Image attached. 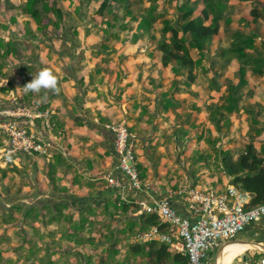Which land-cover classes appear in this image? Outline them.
Returning <instances> with one entry per match:
<instances>
[{
	"label": "rangeland",
	"instance_id": "rangeland-1",
	"mask_svg": "<svg viewBox=\"0 0 264 264\" xmlns=\"http://www.w3.org/2000/svg\"><path fill=\"white\" fill-rule=\"evenodd\" d=\"M24 1L0 0V36L4 39L3 42L11 40L17 49L15 54L8 53L4 58L0 57V75L4 72L5 65H17L22 54L28 50H44L53 44V40L48 39L32 41L33 36L25 32L26 22L33 31L36 24L22 12L21 6ZM177 1L157 0L155 7L159 17L152 31L155 38L148 39L147 36H143L133 42L131 38L135 23L129 21V15L123 16L121 8L113 6L112 13L106 10L98 13L100 0L91 2L72 0L71 3L68 0H57L64 12L65 22H77L73 23L74 26L72 25L70 30L73 34L72 40H65L64 45H69L68 50L73 54H81L84 57L74 65L75 70L79 71L77 75L79 84L83 85L88 80L92 85L99 83L101 87L104 86L101 95L105 102L114 108L112 117H107L108 120L112 119L110 123L123 122L135 135L136 158L139 156L136 150L145 149L141 147L139 138L143 136L146 139L145 146H148L146 153L162 167L161 176L174 190L189 184L191 177L197 180L214 177L221 183L226 175L220 166L219 150L229 149L238 156L247 138L253 133L251 123H247L243 119L244 116L236 115L238 112H235L231 119L229 116V124L222 125L220 130H216L208 119L210 110L208 107L220 104L222 95L226 93V86L233 81L237 84L238 81V64L231 60L226 62L222 56L228 48L231 35L237 31L243 35L254 33L257 49L264 54V0L244 3L229 0L224 18L229 17L230 23L226 25L223 19L220 21L219 33L214 35L209 43L203 67L195 70L197 76L194 83L187 91L173 94L174 99L180 102L179 107L163 112L157 105L161 94L170 90L174 81L181 82V76H175L170 70V65L162 66L161 54L156 44L161 36L163 20L166 19L173 24L177 19ZM128 6L136 12L148 8L150 2L128 0ZM253 8L262 14L257 20H252L250 12ZM13 16L15 22H11ZM126 21L129 22L128 28L123 30L121 26ZM1 25L7 27L4 29ZM63 32V28L54 30L49 26L39 33L45 38ZM169 35L170 33L166 34L167 37ZM55 44L60 50V42ZM3 49L1 46L0 53ZM191 55L193 58L198 57L193 50ZM59 60L55 59L57 63ZM65 62L67 61H63ZM182 73L185 74V70ZM247 79L248 83L241 88L240 93L242 96L247 94L244 101L248 102L249 108L254 109L259 101L255 99L254 105L250 102L249 98L254 89H250L249 85L259 86L257 91L260 92L262 90L260 87L264 86L258 82H264V79L261 81L254 77ZM256 81L257 84L254 83ZM0 84L2 101L5 99L1 96L8 94L6 91L8 88L2 85L1 80ZM108 99L111 102H108ZM55 132L56 129L51 123L50 135ZM1 144L0 138V146ZM32 157L27 156L24 163L16 169L10 165L0 166V198L10 199L9 203L4 201L3 204L6 205L0 207V264H26L29 260H33L34 264H86V262L100 264L99 258L105 256V247L108 243L119 239L118 254L107 263L118 264L126 253L128 242L136 241L138 231L137 229L127 231L123 237L115 233L104 239V236L99 234L101 224L108 223L117 229L123 224H120L119 220L115 222L103 216L101 207H97L95 215L89 216L92 225L83 233V238L87 240L89 237L93 243L79 244L67 239V226L64 222L54 223L50 227L52 231L46 230L47 225L39 222L38 232H34L32 223L22 220L21 211L13 206H27L24 197L33 192L34 184L38 190L43 191L37 184L39 172L45 169L47 171L48 168L38 167L37 161ZM143 173V178H147L146 172ZM67 211L74 213L75 219L77 218L74 207L69 206ZM49 215L48 212L45 213L42 220L45 221ZM104 229L101 230L104 232ZM236 261L238 262V259L233 264H236ZM133 264L141 263L136 261Z\"/></svg>",
	"mask_w": 264,
	"mask_h": 264
},
{
	"label": "trees",
	"instance_id": "trees-1",
	"mask_svg": "<svg viewBox=\"0 0 264 264\" xmlns=\"http://www.w3.org/2000/svg\"><path fill=\"white\" fill-rule=\"evenodd\" d=\"M70 3L72 0H68ZM82 1V0H80ZM91 2L92 0H86ZM157 0H149L150 6L133 12L128 6V0H100L98 13L106 10L112 13V7L117 6L123 10V16L129 15V21L135 23V30L132 33V41H137L140 37L147 36L148 39H154L152 33L154 24L159 17L156 12L155 3ZM229 0H178L176 4L177 19L172 24L164 19L160 28V38L157 40L156 48L161 54L162 66L170 65V70L175 76H181V82L174 81L171 89L161 94V99L157 105L163 112L179 107L180 102L174 99L173 94L179 91H187L196 79L195 70L203 67V59L206 57V51L214 35L219 33L220 21L228 25L230 18L225 16ZM246 1V0H239ZM21 10L36 24V31L42 32L49 26L54 30L62 29L64 26V12L58 5L57 0H25ZM197 11V12H196ZM252 20H256L262 15L256 10L251 9ZM52 15V16H51ZM11 22H15V17H11ZM128 21L122 24V29L128 28ZM4 29L6 25H1ZM25 32L34 36V31L25 23ZM170 33L169 37L166 36ZM255 34L243 35L240 32H234L227 50L222 56L226 62L235 59L238 64L237 84L230 83L226 86V93L221 97V103L208 107V119L216 130H220L222 125L229 124V116L240 110V101L242 94L241 88L247 84L246 72L251 70L253 75H264V54L260 53L255 44ZM0 36V48L3 50L0 57L4 58L8 53L15 54L17 49L11 40L3 42ZM191 50L198 55L193 58ZM252 51V52H251ZM256 51V52H255ZM1 67V64H0ZM185 70V74L182 71ZM42 105L37 109H45ZM225 119H224V118ZM222 119L223 122H222ZM257 123L255 118L252 120ZM264 123V122H262ZM220 166L224 174L229 177V182L234 184L240 190L251 194L250 205L264 203V145L261 147V153L256 152L252 143H247L244 150L236 158L233 157L229 149H220ZM60 155H56L54 163L49 164L47 176L52 183L53 189L57 191L55 183V164L60 160ZM138 171L141 179L144 177L141 165L138 163ZM16 169V166H12ZM61 191H66L61 187ZM97 207L102 208V214L109 219L121 221L120 228L110 226L108 223L101 224L99 234L108 239L109 235L117 233L123 237L127 231L137 229L138 232L147 230L155 225L161 231H167L168 225L162 222L155 213H138L140 205L131 198L121 199L117 195L113 199H107L103 202H94L74 207L77 218L74 213L66 212L69 205L64 202H36L29 206L14 205L13 208L20 210L23 221L32 223V231L38 232L35 222L51 224L64 222L67 226L66 238L73 242L82 244L84 242L93 243L88 237L83 238V233L87 227L92 225L89 216L96 213ZM49 213L48 218L43 221L45 213ZM114 227V228H113ZM118 241L111 240L105 247V256H100V264H107L109 259L118 254ZM263 252L254 254L257 258L263 255ZM136 261L141 264H188L187 255L181 251L172 250L168 244L155 239L144 242H128L126 253L118 264H133ZM89 262H86L88 264ZM49 264V263H48Z\"/></svg>",
	"mask_w": 264,
	"mask_h": 264
},
{
	"label": "crops",
	"instance_id": "crops-1",
	"mask_svg": "<svg viewBox=\"0 0 264 264\" xmlns=\"http://www.w3.org/2000/svg\"><path fill=\"white\" fill-rule=\"evenodd\" d=\"M236 1L244 3L253 0ZM73 23L64 22V32L62 34L48 35L45 36L46 39L35 29L32 41H41V39L53 40L51 47L44 50H28L22 54V58L20 62L17 61L19 62L17 65H5L3 67L4 72L0 75L3 85H6L8 88L6 90L8 94L1 96L5 100L0 101V109L8 107L11 104V100L16 99L20 104L32 109L46 105V108L51 109L53 112L51 123L56 132L53 135L51 134L50 139L48 138V130L38 120L23 121V124L28 129L37 130L52 145L48 156L34 155L32 157L37 161L38 167L42 169V167L46 168L47 166L48 168L47 171L45 169L39 172L37 184L43 191L38 190L37 185L34 184L32 187L33 192L25 195L24 198L27 200V206L36 202L61 201L69 206L76 207L88 203L103 202L107 199H113L117 195H120L122 198L124 197V199L129 197L137 203H149L155 199L170 196L176 190L161 176L162 167L159 164L157 165V162L146 153L148 146H145L146 139L143 136L139 138V143L145 149L138 148L136 150L139 153L136 159L143 168V172L145 171L147 174V178H143L145 187L142 190L132 188L128 177L118 169V156L114 151L113 145L114 135L107 127V125L112 124L110 123L112 119L108 120L107 117H112L114 108L106 103L101 95L103 93L102 89H105L102 88L104 86L101 87L99 83L92 85L88 80L83 85L79 84L77 79L79 71L75 70L74 65L84 57L81 54H73L68 50L69 45H64L65 40H72L73 34L70 30L72 25L74 26ZM56 42L58 44L60 42V50L55 47ZM57 58L62 60L58 61L60 64L55 61ZM63 61L67 62L63 63ZM231 61L238 64L235 59ZM45 67L49 68L58 77L59 93L51 91L45 93L42 91L39 94L32 92L25 94L21 87L29 82L39 70ZM238 67L239 64L237 65V70ZM247 77H254L255 79H260V81L264 79V75H253L250 69L246 72V80L248 81ZM233 83L235 82L233 81ZM254 83L257 84V81ZM258 83L264 86V82ZM249 88L254 89L252 90L251 97H248L250 102H253V105L255 99L259 102L254 109L249 108L248 102L244 101L247 94H243L240 101V110L237 114L233 113L230 115V119L235 114L238 116L242 115L247 123H251L253 133L247 138L246 144L252 143L256 152L263 154L261 153V147L264 145V123H262L264 122V87H260L262 89L260 92L257 91L259 89L257 85H249ZM108 102L111 101L108 99ZM253 118H255L257 123L252 121ZM0 138L2 146L4 136L0 134ZM245 145H243L242 151L239 154L243 152ZM56 155L61 156L54 167L57 191L53 189L47 174H44L48 172L49 164L54 163ZM232 155L237 157L233 153ZM26 157L21 164L24 163ZM161 160L160 164L163 163V158ZM108 172H112L119 178L121 187L112 188L108 185L105 180ZM227 183H229V177L227 176L221 183L215 180L214 177H208L204 180H197V178L193 179L191 177L189 181L191 185H216L220 188H224ZM61 187H64L66 191H61ZM4 201L5 203H9L10 199L6 198L4 200L0 198L1 208L3 205H6L3 204ZM170 202L171 206L180 215L184 217L188 216L186 200L173 197L170 199ZM39 225V222L34 223L35 227H39ZM53 225L54 223L47 224L46 230L52 231L50 227ZM233 240L235 241L227 243L218 254L217 249L215 252L209 253L205 259V264H233L237 259L238 262L236 261V264H250L257 258L254 254L261 251L254 247L250 248L245 243L264 242V218L247 225ZM236 242L238 244L232 245ZM251 249L254 252H248ZM26 264H34V262L33 260H29Z\"/></svg>",
	"mask_w": 264,
	"mask_h": 264
},
{
	"label": "built area",
	"instance_id": "built-area-1",
	"mask_svg": "<svg viewBox=\"0 0 264 264\" xmlns=\"http://www.w3.org/2000/svg\"><path fill=\"white\" fill-rule=\"evenodd\" d=\"M52 113L49 108L32 109L16 99H12L8 107L0 109V134L4 136L0 146V166L19 167L26 156L49 155L52 148L49 140H45L37 130L28 129L23 121L38 120L48 130L50 139ZM107 127L114 135L118 169L128 177L132 188L142 190L145 184L135 157V135L123 122ZM105 180L112 188L121 187L119 178L112 172L106 174ZM173 197L187 201V217L171 206ZM250 199L249 192L230 182L224 188L184 185L170 196L138 203V213H155L168 225V230L161 231L153 225L138 232L135 240L165 242L172 250L186 254L188 264H205L208 254L215 252L223 242L233 240L247 225L264 218V203L250 205ZM250 264H264V254Z\"/></svg>",
	"mask_w": 264,
	"mask_h": 264
},
{
	"label": "clouds",
	"instance_id": "clouds-1",
	"mask_svg": "<svg viewBox=\"0 0 264 264\" xmlns=\"http://www.w3.org/2000/svg\"><path fill=\"white\" fill-rule=\"evenodd\" d=\"M21 88L25 94L29 92L39 94L42 91L45 93L49 91L59 93L60 91L58 87V77L46 67L39 70L37 74Z\"/></svg>",
	"mask_w": 264,
	"mask_h": 264
},
{
	"label": "water",
	"instance_id": "water-1",
	"mask_svg": "<svg viewBox=\"0 0 264 264\" xmlns=\"http://www.w3.org/2000/svg\"><path fill=\"white\" fill-rule=\"evenodd\" d=\"M235 240H231V241H225L223 242L218 248H217V254L219 253V251L221 250L222 246L225 245L226 243H229V242H233ZM252 246H257V247H254V248H257V250L261 251V252H264V243L263 242H255V243H251ZM215 264V263H214Z\"/></svg>",
	"mask_w": 264,
	"mask_h": 264
},
{
	"label": "bare ground",
	"instance_id": "bare-ground-1",
	"mask_svg": "<svg viewBox=\"0 0 264 264\" xmlns=\"http://www.w3.org/2000/svg\"><path fill=\"white\" fill-rule=\"evenodd\" d=\"M226 244H227V243H226ZM226 244H225V245H226ZM235 244H238V242H236V243H234V244H232V245H235ZM245 244L248 245L250 248H251V247H257V246H252V245L249 244V243H248V244L245 243ZM225 245H223L222 248H224ZM222 248H221V249H222ZM257 248H258V247H257Z\"/></svg>",
	"mask_w": 264,
	"mask_h": 264
}]
</instances>
